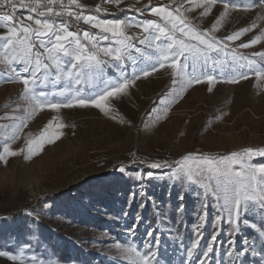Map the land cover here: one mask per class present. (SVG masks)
Returning <instances> with one entry per match:
<instances>
[{
  "label": "rangeland",
  "instance_id": "374dc122",
  "mask_svg": "<svg viewBox=\"0 0 264 264\" xmlns=\"http://www.w3.org/2000/svg\"><path fill=\"white\" fill-rule=\"evenodd\" d=\"M80 2L88 14L101 18L158 20L149 16L146 9L143 15L135 12V8L144 9L149 0L139 3L122 0L118 6L105 0ZM228 2L243 5L248 0ZM168 3L169 0H151L150 6ZM97 5L107 12L96 13ZM201 11L198 8L188 15L204 30L218 18L223 5H215L206 17L200 16ZM262 11L261 8L231 11L215 35L222 38L249 26ZM71 23L73 31L77 28L97 31L82 21L78 25L75 21ZM257 23V28L232 46L258 35L264 28V20ZM128 31L131 34L139 29ZM4 32L0 28V34ZM260 50H264V40L252 48L238 49L244 55ZM0 69H4L0 72V143H3V136L11 135L28 115L25 111L28 104L22 96L23 85L7 82L12 74L4 65ZM197 71L213 75L217 82L189 87L180 96H177L180 85L172 83L169 69L141 77L125 95L112 102L116 119L105 117L95 108H72L58 113L46 109L28 120L20 133L21 139L12 144L14 150L23 146L24 134H38L54 115L68 126L60 130L61 138L46 144L39 155L25 160L21 154L9 157L6 164L0 162V208L18 211L32 207L29 218L12 223L0 221V251L16 255L19 248L25 247V256H35L38 264H124L116 260L113 245L131 244L143 251L152 240L147 232L154 231L161 239V264H199L195 257L189 262L187 249L199 239V254L211 236L219 233L216 251L210 254L208 264H229L231 258L226 250L230 247L232 226L227 214L218 212L215 199L210 195L205 198L197 186L170 179L175 165L162 169L146 166L152 162L171 163L188 154L223 156L245 148L264 147V80L250 75L247 80L229 84L222 82L230 76L228 69L221 71L209 65L198 66ZM104 72L107 79L119 75L106 66ZM132 72L133 65L128 63L126 74L131 76ZM62 86L63 81L56 88L51 84L42 88L48 92ZM84 88L88 89V85ZM121 119L123 123L119 122ZM137 152L146 157L139 158ZM253 162H264V157H254ZM121 167L123 172L119 170ZM149 172L152 176L147 175ZM180 205H184V211H179ZM256 213L253 208L247 219L259 223L261 217ZM200 215L206 219L203 227L197 228ZM217 216L221 221L214 228ZM134 225L135 232H129ZM240 227V233L231 236L234 247L242 248L245 241L250 245L255 241L259 250L258 232L243 223ZM198 232L203 235L198 237ZM252 259L259 260V256L249 255L246 264ZM0 264L12 262L2 256Z\"/></svg>",
  "mask_w": 264,
  "mask_h": 264
},
{
  "label": "snow or ice",
  "instance_id": "6c2138e0",
  "mask_svg": "<svg viewBox=\"0 0 264 264\" xmlns=\"http://www.w3.org/2000/svg\"><path fill=\"white\" fill-rule=\"evenodd\" d=\"M105 2L118 6L122 0ZM136 2L139 3V0ZM217 4L223 5V11L208 29L201 30L188 15L199 8L202 9L200 16L206 17ZM150 5L151 0L144 5V9L135 8V12L143 15L146 9L149 16L158 17V20L101 18L88 14L80 0H0V28L5 29L0 34V65L6 66L12 74L7 82L23 85L22 96L28 104L25 109L28 115L21 124L15 127L11 135L3 136L0 162L6 164L9 157L21 154L25 160H29L39 155L46 144L55 143L61 138L63 132L60 130L68 125L54 115L38 134H24L21 148H12V144L21 139L20 133L27 127V121L38 112L46 109L58 113L61 109L95 108L105 117L116 119L112 102L125 95L136 80L159 70L171 71L172 83L180 85L177 96L189 87L217 82L213 75L198 72V66L211 65L221 71L228 69L230 76L222 82L229 84L247 80L250 75H255L258 81L264 80V50L253 51L249 55L238 51L261 43L264 28L249 42L232 46L233 42L259 26L257 21L264 20V11L257 14L247 27L222 38L215 35L231 11L264 10V0H248L243 5L229 3L228 0H169L168 4ZM18 9L26 10L28 14L18 16ZM95 12L107 10L97 5ZM65 17L71 20L63 19ZM71 21L77 25L82 21L97 31L70 30L73 27ZM130 28L139 31L130 34ZM128 63L133 65L131 76L126 74ZM105 66L114 69L118 77L107 79ZM3 71L0 69V72ZM62 81L63 86L59 90L46 92L42 88L46 84L56 88ZM84 85H88V89ZM208 91L211 92L212 88L209 87ZM167 111L165 108V114ZM119 122L123 123V120ZM254 157H264V147L245 148L223 156L188 154L171 163L164 161L146 165L150 169L172 168L175 165L170 179L197 186L203 190L205 198L210 195L215 199L218 212L226 213L227 221L232 226L228 241L230 247L226 250L231 258L229 264H246L249 255L253 258L259 256V260L252 259L247 264H264V162H253ZM119 170L123 172L124 168ZM147 175L152 176V173ZM180 199L183 200L182 195ZM253 208L261 217L259 223L247 219V214ZM179 211H184V205H180ZM205 219L204 215L199 216L201 223L197 228L203 227ZM220 221L221 217L217 216L213 227ZM241 223L258 232L261 242L259 250L255 247V241L251 245L245 241L242 248L234 247L235 240L231 236L240 233ZM129 232H135V225L129 228ZM202 235V232L197 233L198 237ZM218 235L213 234L199 254V239L194 241L187 249L189 262L195 257L199 264H208L210 254L216 251ZM147 236L152 240L143 251L131 244L115 243L116 260L124 264H161V239L154 231H148ZM2 256H7L12 264H38L35 256H25V247L19 248L16 255L0 251Z\"/></svg>",
  "mask_w": 264,
  "mask_h": 264
},
{
  "label": "trees",
  "instance_id": "16d2710c",
  "mask_svg": "<svg viewBox=\"0 0 264 264\" xmlns=\"http://www.w3.org/2000/svg\"><path fill=\"white\" fill-rule=\"evenodd\" d=\"M122 10H124V9H122ZM124 16H126V14H124ZM57 19H60V18H57ZM63 19L67 20L66 17ZM137 153H138L137 156L139 158L144 159L146 157L145 155L143 156L141 152H137ZM152 158H153V156H152ZM31 209H32V207L21 208L17 211L16 209L15 210H5V209L0 208V221L5 220V221L12 223L13 221H19V220H22L23 218H29L31 215H29L28 213H31ZM36 215H34V216H36Z\"/></svg>",
  "mask_w": 264,
  "mask_h": 264
},
{
  "label": "built area",
  "instance_id": "2783aa9c",
  "mask_svg": "<svg viewBox=\"0 0 264 264\" xmlns=\"http://www.w3.org/2000/svg\"><path fill=\"white\" fill-rule=\"evenodd\" d=\"M0 14H2V13H0ZM27 14L28 13L26 12V10H20V9L17 10V15L18 16H23V15H27Z\"/></svg>",
  "mask_w": 264,
  "mask_h": 264
}]
</instances>
